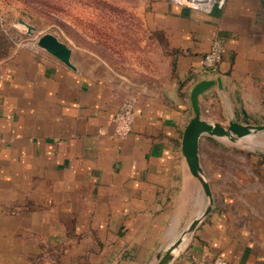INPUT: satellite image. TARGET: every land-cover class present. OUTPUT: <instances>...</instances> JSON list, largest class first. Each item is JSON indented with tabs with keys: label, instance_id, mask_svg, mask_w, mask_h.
<instances>
[{
	"label": "crops",
	"instance_id": "obj_1",
	"mask_svg": "<svg viewBox=\"0 0 264 264\" xmlns=\"http://www.w3.org/2000/svg\"><path fill=\"white\" fill-rule=\"evenodd\" d=\"M201 1L209 8L130 0L128 12L142 20L128 26L141 31L130 32L133 58L123 68L73 49L74 69L38 45L0 53V264H154L184 216L203 208L182 153L191 91L218 79L200 97L209 122L262 121L264 0ZM216 37L225 48L211 72L203 58ZM124 100L136 119L119 138L112 119ZM204 143L233 152L204 137L201 165ZM258 159L256 187L241 200H217L220 175L209 161L212 211L170 264H264Z\"/></svg>",
	"mask_w": 264,
	"mask_h": 264
},
{
	"label": "rangeland",
	"instance_id": "obj_2",
	"mask_svg": "<svg viewBox=\"0 0 264 264\" xmlns=\"http://www.w3.org/2000/svg\"><path fill=\"white\" fill-rule=\"evenodd\" d=\"M131 6L130 0H0V53L37 45L39 37L53 34L90 63L102 60L123 68L133 58L131 45L135 34L134 37L131 34L141 31L128 26L129 21L135 26L136 21L142 20L137 14L128 12ZM114 8H120L121 12ZM19 20L32 25L33 33L29 34ZM118 21L119 25H113ZM252 125L264 126V116L262 121ZM257 140L264 142V135L237 145L225 142L233 151L231 153L220 152L216 144H203L202 165L206 178L209 161H212L211 171L220 175L219 180L213 179L217 200H231V197L241 200L246 198L249 188L256 187L258 158L264 156V148H251ZM248 183L254 184L249 187ZM198 188L195 197L201 200L203 208L184 216L178 234L205 208L206 197L202 187Z\"/></svg>",
	"mask_w": 264,
	"mask_h": 264
},
{
	"label": "water",
	"instance_id": "obj_3",
	"mask_svg": "<svg viewBox=\"0 0 264 264\" xmlns=\"http://www.w3.org/2000/svg\"><path fill=\"white\" fill-rule=\"evenodd\" d=\"M19 23L27 28L29 34H32L35 30L32 25L24 20H19ZM37 45L63 62L66 66L74 69L71 62L73 54L72 49L53 34H45L39 37ZM219 84L220 80L218 79L202 80L192 89L191 105L194 117L187 126L182 141L183 156L192 176L198 181L206 197L205 208L189 223L186 229L178 234L173 242L159 251L154 264H170L182 249L184 242H187L200 222L212 211L214 198L210 183L204 174L200 161L201 140L204 137H211L237 145L242 141L254 140L257 135H264V126L245 125L235 121H230L227 125H221L216 122H209L205 118L200 106V97L210 88ZM255 147L264 148V142L257 140L251 148L253 149Z\"/></svg>",
	"mask_w": 264,
	"mask_h": 264
},
{
	"label": "built area",
	"instance_id": "obj_4",
	"mask_svg": "<svg viewBox=\"0 0 264 264\" xmlns=\"http://www.w3.org/2000/svg\"><path fill=\"white\" fill-rule=\"evenodd\" d=\"M177 1L183 3H187V2L191 3L195 8H201V9L209 8L208 4L204 3L201 0H177ZM33 46L36 45L34 44ZM224 48H225L224 40L219 37L214 38L210 51L203 58V66L207 71H211V72L217 71L223 59ZM2 78H3V73L0 70V80ZM135 119H136L135 103L132 100H124L121 103L118 112L114 115L112 119L115 136L119 138L128 137L133 131ZM193 264H228V262L226 259L222 257H218L211 261H196Z\"/></svg>",
	"mask_w": 264,
	"mask_h": 264
},
{
	"label": "bare ground",
	"instance_id": "obj_5",
	"mask_svg": "<svg viewBox=\"0 0 264 264\" xmlns=\"http://www.w3.org/2000/svg\"><path fill=\"white\" fill-rule=\"evenodd\" d=\"M250 147V146H249ZM252 147V146H251ZM180 216V215H179ZM175 235V234H174ZM184 246V245H183ZM180 253V252H179Z\"/></svg>",
	"mask_w": 264,
	"mask_h": 264
},
{
	"label": "trees",
	"instance_id": "obj_6",
	"mask_svg": "<svg viewBox=\"0 0 264 264\" xmlns=\"http://www.w3.org/2000/svg\"><path fill=\"white\" fill-rule=\"evenodd\" d=\"M262 158L264 159V156H262Z\"/></svg>",
	"mask_w": 264,
	"mask_h": 264
}]
</instances>
